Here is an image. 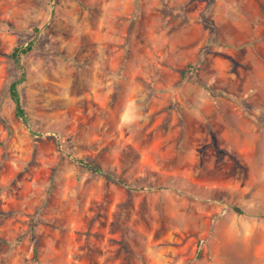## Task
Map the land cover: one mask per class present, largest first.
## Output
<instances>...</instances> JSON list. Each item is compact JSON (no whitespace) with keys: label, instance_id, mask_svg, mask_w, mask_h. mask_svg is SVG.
Wrapping results in <instances>:
<instances>
[{"label":"rangeland","instance_id":"374dc122","mask_svg":"<svg viewBox=\"0 0 264 264\" xmlns=\"http://www.w3.org/2000/svg\"><path fill=\"white\" fill-rule=\"evenodd\" d=\"M0 264H264V0H0Z\"/></svg>","mask_w":264,"mask_h":264},{"label":"trees","instance_id":"16d2710c","mask_svg":"<svg viewBox=\"0 0 264 264\" xmlns=\"http://www.w3.org/2000/svg\"><path fill=\"white\" fill-rule=\"evenodd\" d=\"M32 48V43L31 44H28L24 49H20L19 48H15L13 50V52L11 53V57L14 61V63L18 66H19V52H26L28 50H30ZM22 79H23V76L22 78L20 79H17V80H14L13 82L10 83L9 85V94H10V98L14 101L15 103V112H16V115L18 117H21V118H24L25 117V114H24V110L22 108V104H21V98H20V95H19V92H18V86L19 84H21L22 82ZM107 177H109V175H107Z\"/></svg>","mask_w":264,"mask_h":264}]
</instances>
